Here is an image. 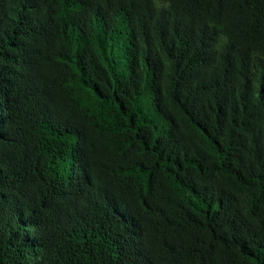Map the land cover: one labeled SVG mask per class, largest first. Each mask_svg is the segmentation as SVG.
<instances>
[{
  "label": "trees",
  "instance_id": "obj_1",
  "mask_svg": "<svg viewBox=\"0 0 264 264\" xmlns=\"http://www.w3.org/2000/svg\"><path fill=\"white\" fill-rule=\"evenodd\" d=\"M0 264H264V0H0Z\"/></svg>",
  "mask_w": 264,
  "mask_h": 264
}]
</instances>
